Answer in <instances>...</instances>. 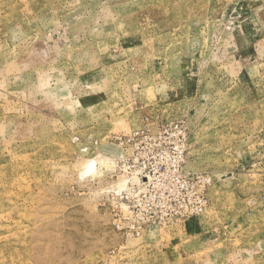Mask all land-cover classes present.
<instances>
[{"label":"rangeland","instance_id":"rangeland-1","mask_svg":"<svg viewBox=\"0 0 264 264\" xmlns=\"http://www.w3.org/2000/svg\"><path fill=\"white\" fill-rule=\"evenodd\" d=\"M0 264H264V0H0Z\"/></svg>","mask_w":264,"mask_h":264},{"label":"bare ground","instance_id":"bare-ground-1","mask_svg":"<svg viewBox=\"0 0 264 264\" xmlns=\"http://www.w3.org/2000/svg\"><path fill=\"white\" fill-rule=\"evenodd\" d=\"M91 164H92V163H91ZM87 166H88V165H86V168H87ZM89 169H90V168H89ZM89 169H87V170L89 171ZM85 170H86V169H85ZM86 172H87V171H86ZM84 173H85V171H84Z\"/></svg>","mask_w":264,"mask_h":264},{"label":"built area","instance_id":"built-area-1","mask_svg":"<svg viewBox=\"0 0 264 264\" xmlns=\"http://www.w3.org/2000/svg\"><path fill=\"white\" fill-rule=\"evenodd\" d=\"M154 138V137H153ZM175 148H177V147H175Z\"/></svg>","mask_w":264,"mask_h":264}]
</instances>
